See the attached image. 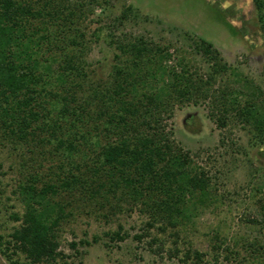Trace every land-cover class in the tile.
I'll list each match as a JSON object with an SVG mask.
<instances>
[{
  "label": "rangeland",
  "instance_id": "rangeland-1",
  "mask_svg": "<svg viewBox=\"0 0 264 264\" xmlns=\"http://www.w3.org/2000/svg\"><path fill=\"white\" fill-rule=\"evenodd\" d=\"M67 3L77 13L85 6V17L71 27L58 26L57 21L49 23V32L36 35L34 40L42 47L40 59L51 63H61L75 47L72 40L80 41L82 51H74L81 52L84 69L70 81L79 103L94 89L102 93L111 86L115 56L121 54L117 47L137 42L153 53L165 51L167 68L176 74L188 71L202 84V90L209 91L207 99L181 103L176 97L166 111H158L159 125L155 126L175 147L189 153L198 170L211 179L214 202L191 223L181 224L176 229L177 238L176 230L170 227L166 233L161 231V224L150 227L149 213L140 205L130 210L128 204L120 203L123 211L115 213L102 201L77 192L68 200L67 219L58 229L59 251L65 255L59 264H195L182 261L188 249L205 255L201 264H264V142L256 127L239 116L240 108L247 104L262 108L264 113V33L254 1ZM129 8L132 11L124 18ZM46 35L48 39H42ZM80 35H84L81 40ZM202 41L212 45L214 55L204 54ZM218 64H225L227 70L215 73ZM223 95L228 110L225 125L219 122L218 111L224 107ZM235 98L238 109L230 105ZM52 150L48 144L39 147L36 142L12 144L0 139V236L5 241H10L11 234L22 225L11 219L12 214L22 217L25 213L21 183L34 174L40 176V186L51 178L56 181L52 173H57L59 163L53 162ZM119 227L125 239L111 240L108 235ZM84 240L90 245L72 248V243ZM176 247L177 256L173 255ZM18 260L28 264L24 255L12 256V262ZM0 264L11 263L0 253Z\"/></svg>",
  "mask_w": 264,
  "mask_h": 264
},
{
  "label": "trees",
  "instance_id": "trees-1",
  "mask_svg": "<svg viewBox=\"0 0 264 264\" xmlns=\"http://www.w3.org/2000/svg\"><path fill=\"white\" fill-rule=\"evenodd\" d=\"M253 1L264 33V0ZM84 8L77 13L67 0H0V139L12 144L36 142L39 147L48 144L53 162L59 163L57 173H52L56 181L51 178L40 186V176L34 174L19 186L25 213L12 214L11 219L22 225L10 241L0 236V253L11 264H23L11 261L18 254L28 264H59L65 255L59 251L58 229L67 219L68 200L77 192L102 201L115 213L123 211L120 203L130 210L140 205L149 213V226L161 224L164 233L169 227L176 230L191 223L214 202L211 179L155 126L158 111H166L176 97L181 103L209 98V91L202 90L188 71L176 74L164 65L165 51L153 53L141 42L120 44L111 86L102 93L94 89L83 103L70 84L84 69L81 52L74 51L80 41L72 40L75 47L61 63L40 59L42 47L35 36L49 32V23L56 21L58 26H76L86 15ZM42 39L47 40V35ZM201 46L206 56L214 55L211 44L202 41ZM217 68L215 73L227 70L225 64ZM222 99L219 122L225 125L228 110L224 95ZM237 103L235 98L230 105L238 109ZM261 110L247 104L239 116L256 127L264 142ZM122 231L119 227L108 236L122 241ZM177 231L174 235L179 238ZM80 245L90 243L71 244L74 250ZM173 253L179 255V249ZM204 257L188 249L182 261L201 264Z\"/></svg>",
  "mask_w": 264,
  "mask_h": 264
}]
</instances>
